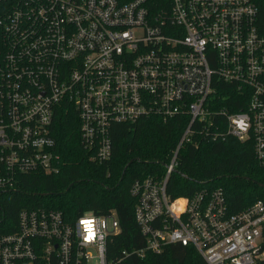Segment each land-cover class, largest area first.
Returning <instances> with one entry per match:
<instances>
[{"label":"built area","instance_id":"2783aa9c","mask_svg":"<svg viewBox=\"0 0 264 264\" xmlns=\"http://www.w3.org/2000/svg\"><path fill=\"white\" fill-rule=\"evenodd\" d=\"M257 20L254 0H0V192L19 190L22 176L59 172L52 128L63 110L77 112L82 144L99 162L112 157L114 124L182 118L164 176L131 186L146 247L123 256L180 244L207 264H264L263 201L231 213L221 189L191 198L167 192L188 143L251 140L264 167ZM226 84L244 99L242 110L220 99ZM119 233L115 214L71 219L23 209L17 230L0 236V264H119L108 257Z\"/></svg>","mask_w":264,"mask_h":264},{"label":"trees","instance_id":"16d2710c","mask_svg":"<svg viewBox=\"0 0 264 264\" xmlns=\"http://www.w3.org/2000/svg\"><path fill=\"white\" fill-rule=\"evenodd\" d=\"M254 2L258 7V29L264 36V0ZM228 97L238 101L234 110L245 107L237 89L226 84L220 99ZM183 120L164 122L156 115L134 124H114L112 157L99 162L91 158L92 152L82 144L77 112H59L52 133L60 170L54 175L22 176L19 190L0 192V236L15 232L20 211L28 208L58 210L71 219L86 212L115 214L120 233L108 242L109 259H122L119 264H207L194 247L180 244L170 245L161 253L145 250L143 257L123 256V252L146 247L135 220L137 198L132 196L131 186L138 179L164 176L185 129ZM222 130H226L225 123ZM218 189L224 192L231 213L259 200L264 202V167L256 159L253 141L225 135L219 140L188 143L180 151L177 170L167 185L168 194L172 198H191L199 192Z\"/></svg>","mask_w":264,"mask_h":264},{"label":"snow or ice","instance_id":"6c2138e0","mask_svg":"<svg viewBox=\"0 0 264 264\" xmlns=\"http://www.w3.org/2000/svg\"><path fill=\"white\" fill-rule=\"evenodd\" d=\"M82 223L85 225V228L88 229V228L90 227V223H91V222L85 220V221H82Z\"/></svg>","mask_w":264,"mask_h":264}]
</instances>
